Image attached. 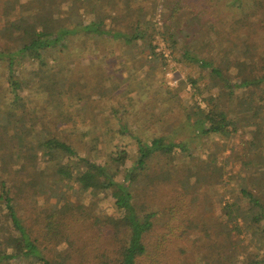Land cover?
<instances>
[{"label":"trees","instance_id":"16d2710c","mask_svg":"<svg viewBox=\"0 0 264 264\" xmlns=\"http://www.w3.org/2000/svg\"><path fill=\"white\" fill-rule=\"evenodd\" d=\"M69 1L0 0V264H188L181 258L187 251L176 249V243L190 232L209 235L208 223L201 219L205 211L216 219L222 217L220 226L214 227L218 238L240 236L246 226L251 243L254 234L262 243L254 254L249 241L244 242L238 246L239 255L224 242H216L217 254L207 255V262L200 264H264V192L238 189L250 208L241 207L237 214L228 205L219 215L214 206L202 209L200 192L185 190L182 181L207 164H194L197 147L191 138L181 136L185 122L198 137L237 135L236 121L223 108L222 85L233 90L264 82V75L250 79L243 74L249 68L244 59L254 57L246 48L254 32L249 21L255 18L264 28V0H156V9L164 11V26L156 31L140 17L133 21L138 12L132 6L135 0H115L107 9L84 0L92 6L87 13L95 18L86 22L83 15L78 24L73 9L67 10L70 16H59L65 12L61 5ZM107 12L116 14L109 18ZM80 34L84 39L78 42L74 38ZM156 35L167 40L179 62L193 69L188 81L195 92L190 97L203 96L209 110L189 102L184 113L174 118L168 112L159 117L132 116L134 129L120 124L121 145L100 161L94 152L105 153L99 149L104 141L112 146L107 134L91 136L93 131L88 130L89 146L84 147L85 140H72V134L60 130L64 117H58L56 126L48 115L61 110L60 96L75 95L83 122L97 128L99 114L108 110L92 97L98 96L97 91L105 93L111 73L102 70L92 85L76 83L71 85L75 90L66 91L65 51L75 46L82 56L83 49L92 50L88 61L96 63L95 68H107L109 57L136 68L141 56L151 57L152 69L160 64L165 68L153 45ZM33 65L42 75L37 77L40 97L31 112L21 93L24 85L34 90V83L20 72ZM231 75L244 82H233ZM186 86L183 83L177 94H186ZM233 93L229 92V99ZM111 112L118 118L114 107ZM38 122H44L40 131L35 127ZM121 136L134 142L133 158ZM258 174L264 184V171ZM92 192L110 196L111 208L98 212L83 201L81 196ZM88 231L98 239L83 240L80 246ZM64 244L68 249L61 251Z\"/></svg>","mask_w":264,"mask_h":264},{"label":"rangeland","instance_id":"374dc122","mask_svg":"<svg viewBox=\"0 0 264 264\" xmlns=\"http://www.w3.org/2000/svg\"><path fill=\"white\" fill-rule=\"evenodd\" d=\"M114 2L115 0L109 4L103 0H92L93 5L101 4L106 9L107 6L112 5ZM132 6L138 10L133 21L140 17L147 22L148 27H154L155 31L156 28H163L164 11L162 8L156 9V0H135ZM91 7L90 2L71 0L61 5L60 8L65 12H61L59 16H70L71 12L69 13L67 10L72 11L73 9L72 17L75 24L80 23L83 15L85 16L86 22H91L95 18L92 12L90 14L87 13ZM107 14H109V18H112L116 13L107 12ZM248 26L254 32L252 34V41L246 48L251 52L249 54L251 56L253 54L254 57L250 58L248 55L244 59V65L247 67L249 65V68L248 70H244L243 74L249 76L250 79H257L259 76L264 75V28L255 18L249 21ZM74 39L80 42L84 39V35L80 34ZM178 41H181L180 37ZM153 45L156 48V53L160 56L162 55L163 61L166 63L165 68H162L160 64L159 66L157 65L156 69H152L149 64L151 59L149 56H141L139 65H135L136 68L131 64H126V62H121V59L113 60L112 57H109L107 68L98 67V62V68H95L96 66L93 65L96 63L88 61L92 50L88 48L83 49L85 51L80 56L75 46L67 49L65 55L67 57L66 60L68 59L69 62L67 64L68 67L64 70L66 74L62 78L65 90H75L71 85L76 83H90L92 85L96 82L97 74L107 69L111 73V82L107 81L105 93L97 91L98 96H93L92 98H94V103L97 102L96 104H100L101 106L103 104L107 105L105 108L108 111L105 110L104 113L99 114L100 118H97L99 120L95 121L96 128L91 126L90 123L83 122L82 113L80 112L81 105L78 102L77 96H66L64 94L60 96V100L63 102L61 110L53 112L54 114L51 113L52 111L49 112L48 118L56 122V126H58V117H64L63 123L60 122V130L72 134L70 135L72 140H85L84 147L89 146L86 142L90 138H86L85 136V132L88 130L93 131L91 136H96L101 133L107 134L109 139L113 140L112 146H110L111 143L109 144L108 141H104L100 144L99 149L104 150L105 153L99 155L97 151L94 152V157L102 161L106 160L121 145L119 142L120 137L117 136L120 130V124L128 125L132 130L134 129V121L130 119L132 116L145 114L159 117L168 112L169 116L174 118L177 113H184V110H186L185 107L188 106L189 102L196 103L201 110H209L208 102H206L203 96L195 95L192 98L190 97L195 92L188 81L189 74L193 69L176 59L175 54L163 36L156 35L153 39ZM112 47L109 46L108 50L111 51L110 48ZM97 58L100 59V56H97ZM233 72H236V69ZM20 74L22 78L27 77L34 83V90H27L28 85H24L25 91L21 93L22 97L28 102V111L32 112L36 108V103H38L36 99L40 97L38 90L40 84L37 77L41 76L42 72L37 71L35 65H33L27 67L26 70L23 69ZM233 77V75L230 76L231 80L237 84L244 82V79L241 77L239 80H233ZM64 78H68L69 81L66 83V79ZM183 83H187L185 89L186 94H177V90L182 87ZM115 86L117 87L115 88ZM222 89L224 92L223 96L225 97L223 108L236 121L238 128L237 135L232 139L223 137H198L196 136L198 134L193 132V128L189 127L187 122L184 123V130L182 129L181 132L183 138L186 140H190L191 138L192 146L197 147L196 153L199 156H197L198 159L194 164L197 165L198 161L203 162V164L206 162L207 164L206 167L197 169L189 177L183 179V187L189 192L198 190L202 199V209H205V207L209 209V206H214L217 215L222 211L224 212L222 206L226 205L232 207L234 214H237L241 207L245 210L250 208L249 202L244 201L239 195L240 191L238 189L245 188L256 193L258 191L264 192V188H261L264 184L260 181L261 175L258 174V172L264 171V82L260 85L233 90L227 89L223 84ZM134 90V94L130 95V92ZM230 91L234 92L231 99H229L228 95ZM217 94V92L213 93V98H217ZM206 97L208 98L209 95ZM129 101H134L135 104L133 107H131L132 105L130 106ZM112 107H114L115 113H117L115 115L118 118L112 115ZM78 113L81 115L79 119L77 117ZM40 115L42 116L43 114L41 113ZM71 117H77L78 120L75 122L70 121ZM49 119L46 120L48 121ZM43 123L38 122L35 124L37 131L42 129ZM125 138L128 144L127 149L133 158L135 149L132 144L134 142L131 141L132 139L129 136ZM81 152H83L82 154H86L87 148ZM66 194L68 195L69 191ZM77 195L79 196L80 194L77 193ZM81 198L89 206L97 209L98 212L100 209L106 211V209L111 208L110 196L107 194H100L98 192L85 193ZM202 218L208 223L210 228L209 235L190 232L186 234L184 241L179 242V245L176 243V246H178L176 249L184 248L187 251V254L181 258L186 260L188 264H200L202 260L207 262V259H209L207 255L217 254L214 247L217 243L222 244L224 242V245L227 246L229 251L236 252L240 255L242 253L238 246L244 245V242L249 241L248 244H251V252L253 251L254 254H257L260 251L256 246L262 243L258 240V235H253L251 243V238L249 239L248 237L252 233L248 227L243 226L242 222H240L241 226H243L241 235L227 239L225 236L218 238L220 235H217L214 229V227L220 226L222 217L216 219L213 215H209L205 211L202 214ZM203 223L205 222L203 221ZM106 224L109 227L110 224ZM234 226L235 223L232 222L230 227L232 228ZM93 238L96 239L97 237L88 231L81 236L82 242L78 244L82 246L84 243L83 240L93 241ZM243 239L244 241H242ZM59 249L65 251L68 249V245L64 244ZM176 254L180 255V250H176Z\"/></svg>","mask_w":264,"mask_h":264},{"label":"built area","instance_id":"2783aa9c","mask_svg":"<svg viewBox=\"0 0 264 264\" xmlns=\"http://www.w3.org/2000/svg\"><path fill=\"white\" fill-rule=\"evenodd\" d=\"M161 49H163V48H161ZM165 55H166V52H165Z\"/></svg>","mask_w":264,"mask_h":264}]
</instances>
